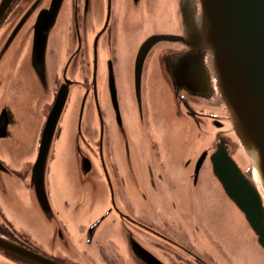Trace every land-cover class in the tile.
Wrapping results in <instances>:
<instances>
[{
	"label": "flooded vegetation",
	"instance_id": "af4514ba",
	"mask_svg": "<svg viewBox=\"0 0 264 264\" xmlns=\"http://www.w3.org/2000/svg\"><path fill=\"white\" fill-rule=\"evenodd\" d=\"M3 1L0 0V8ZM153 1L160 9L167 3L63 0L45 49L44 41L37 37V22L39 15L50 9L52 0H12L0 17V264H219L198 250L197 242L188 239L183 227L173 221L163 225L146 221L133 209V202L127 196L122 201L118 193L122 187L133 188L142 201L146 199L126 130L125 113H133L138 124H145L143 84L141 102L135 87V61L140 45L153 34L176 32L173 2L167 5L168 14L160 27L150 23L151 18L142 17L144 6ZM127 18L142 23L133 56L130 90L123 96L119 85V50L129 30L124 29ZM133 28L131 25L130 30ZM180 28L183 32L182 24ZM160 46L169 49L168 54L175 49L169 42L154 46L145 61L143 80L146 72L155 70V60L159 63L162 56L165 63L168 57L166 53H156ZM163 66L162 63L166 73ZM112 73L116 103L111 95ZM64 96L66 101L44 167L38 170L44 130L51 111ZM172 99L175 113L186 101L200 115L208 114L196 108L198 98L185 92L173 93ZM212 116L220 119L216 114ZM115 142L118 156L112 152ZM58 153L63 155L59 162L63 166L55 171L59 177L53 184L50 168ZM116 158H120L121 169L116 168ZM154 172L149 164L148 184L153 188ZM162 174L160 179L164 178ZM192 178L196 183L194 174ZM70 188H78L77 192H109V207L98 217L91 216L94 220L87 229V242L92 243L96 232L109 220L105 228L121 232L122 254L114 248V235L107 234L111 248L95 242L96 254L86 250L75 256L70 252L64 227L57 232L67 249L63 245L62 252L44 249L40 225L61 221L53 194ZM84 194L88 196L83 193L73 199L63 197L61 203L83 208L88 205ZM89 204L93 206V201ZM32 216L37 229L31 224ZM192 230L202 240V229L194 225ZM7 245L12 250L4 247Z\"/></svg>",
	"mask_w": 264,
	"mask_h": 264
},
{
	"label": "water",
	"instance_id": "95a60500",
	"mask_svg": "<svg viewBox=\"0 0 264 264\" xmlns=\"http://www.w3.org/2000/svg\"><path fill=\"white\" fill-rule=\"evenodd\" d=\"M11 1H3L0 17ZM62 2L52 0L50 9L39 15L37 37L44 41L43 49ZM174 4L176 32L153 34L139 47L135 61L138 99L141 102L143 71L149 52L161 42L174 44L175 49L170 54L167 53L169 49L161 46L156 49V53H166L168 57L165 63L162 56L159 63L155 60L154 71L172 95L185 92L198 98L196 108L208 112L202 116L193 110L191 103L184 101V106L178 108L175 115L181 114L200 129L207 126L213 133L212 142L196 159V183L203 167H208L212 179L221 186V191L239 213L251 237L264 251V197L253 176L234 157L231 140L214 130L224 127L225 122L231 124L239 147L252 163L251 169L256 168L259 174L264 192V0H175ZM180 24L183 32H180ZM162 63L168 75L163 71ZM110 82L112 100L116 103L113 73ZM65 101L64 96L50 113L38 170L44 167ZM208 107L213 110L209 111ZM217 111L224 112L226 118L222 117L224 115H219L222 119L214 118L212 113L218 115ZM4 247L12 250L8 245Z\"/></svg>",
	"mask_w": 264,
	"mask_h": 264
},
{
	"label": "rangeland",
	"instance_id": "374dc122",
	"mask_svg": "<svg viewBox=\"0 0 264 264\" xmlns=\"http://www.w3.org/2000/svg\"><path fill=\"white\" fill-rule=\"evenodd\" d=\"M172 2L175 3V0H167V3L160 9L157 1H153L144 6L142 17L151 18L149 22L160 27L164 17L168 14L166 7ZM174 16L176 17V14ZM132 21L127 18L124 23V29L129 30L125 39L121 41L119 50V71L121 72L119 85L123 96L127 95V90H130L133 56L141 37L139 25L142 21ZM131 25L134 26L133 30H130ZM143 91L145 124H138V118L133 119V113L128 111L125 113V123L146 199L142 201L140 194L138 195L133 188L119 187L118 193L121 200L125 202L127 196V200L133 202V209L148 222L163 225L164 222L173 221L177 226L183 227L188 239L190 237L192 242H197L198 250L216 259L219 264H264V251L251 237L239 213L225 197L217 182L212 179L209 168L203 167L197 183L192 178L196 159L212 142V131L207 126L200 129L198 125L181 114L175 115L172 108V93L154 70L145 73ZM208 110L213 109L208 107ZM217 113L218 115L225 114L221 111ZM214 130L216 133L221 132L231 140V151L234 157L242 162L241 165L245 169L250 168L252 163L243 149L239 147L231 124L225 122L224 127L214 128ZM112 152L119 155L116 142ZM61 158L63 155L58 153L50 168V173L52 172L50 180L53 184L59 177L55 171L62 169L63 166L59 164ZM119 159H115L117 169H121ZM149 164L155 170V188L149 187L148 184L151 180V176L147 173ZM160 173H163L164 178L160 179ZM58 182L61 183V179ZM77 191L78 188H70V190L60 189L54 192L53 198L58 209L55 211L58 212L61 221L59 223L47 221L40 225L39 231L43 233L44 249L49 248L62 252V245L64 247L66 245L61 244L57 230L64 227L70 243V252L75 253V256L86 250H89V254L94 252L96 254L95 242H102L103 248H111V244L106 241L107 234L114 235V248L122 254L124 245L121 232L112 227L105 228V223L109 220L96 232L92 243L87 242V229L94 220L91 216L94 214L93 217H98V213H102L107 206L109 207V192L106 190L105 195L98 194L96 191ZM83 193L88 194V196L84 194L88 205L83 208L77 209L61 203L63 197L73 199L82 196ZM92 201L93 206H89V202ZM32 217L30 218L31 224L37 229L36 220ZM194 225L202 229L204 245L203 241H199L193 233L192 226Z\"/></svg>",
	"mask_w": 264,
	"mask_h": 264
},
{
	"label": "bare ground",
	"instance_id": "6f19581e",
	"mask_svg": "<svg viewBox=\"0 0 264 264\" xmlns=\"http://www.w3.org/2000/svg\"><path fill=\"white\" fill-rule=\"evenodd\" d=\"M253 176H254V180L257 182V185L260 188L261 193H262V195L264 197V192H263V188H262V182L260 180V177H259V174H258L256 168L253 169Z\"/></svg>",
	"mask_w": 264,
	"mask_h": 264
}]
</instances>
